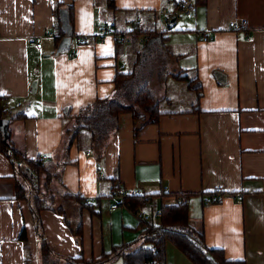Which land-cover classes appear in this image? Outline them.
<instances>
[{"label": "crops", "instance_id": "0c3cea01", "mask_svg": "<svg viewBox=\"0 0 264 264\" xmlns=\"http://www.w3.org/2000/svg\"><path fill=\"white\" fill-rule=\"evenodd\" d=\"M180 1L116 0L119 10L112 12L105 0H0V95L13 112L24 113L8 125L10 139L30 160L46 155L39 178H55L47 181L46 190L80 194L94 205L82 212L80 245L86 260L114 245L140 241L138 217L123 204L110 209L115 193L139 190L191 193L190 222L204 231L209 248L222 250L229 260L264 264V0H207L165 28L151 24L158 31L170 26L165 45L180 71L200 81L202 95L188 80L169 76L159 93L165 112L159 121L136 131L132 115L122 113L101 160L90 136L92 149L80 148V134L71 143L65 138L84 107L115 93V77L125 70L121 55L137 44L124 40L135 11L146 13L142 25L163 7L175 13ZM54 3L74 6V36L66 51H58L54 38ZM241 19L246 30L229 27ZM98 25H109L111 32L101 38ZM31 35L41 48L28 42ZM80 36L88 40L78 42ZM217 72L226 82L218 80ZM36 80L40 94L33 97ZM50 159L54 162L46 166ZM14 168L0 151V264H26V259L42 264L30 207L16 198ZM215 190L221 191L222 201L205 205L206 193ZM236 192L243 197L230 195ZM175 201L174 196L152 200L142 207L146 220L157 223L153 215L160 204ZM40 215L51 248L76 257L80 245L63 215L51 209ZM23 228L26 242L20 240ZM113 261L122 264L119 258ZM166 264L194 263L168 241Z\"/></svg>", "mask_w": 264, "mask_h": 264}, {"label": "trees", "instance_id": "16d2710c", "mask_svg": "<svg viewBox=\"0 0 264 264\" xmlns=\"http://www.w3.org/2000/svg\"><path fill=\"white\" fill-rule=\"evenodd\" d=\"M106 7L117 12L119 8L116 6V0H105ZM195 8L197 6L206 5L207 0H193ZM55 22V40L58 44V51L69 50L71 39L74 36L73 16L74 6H64L60 3H54ZM171 30L170 26L166 30L158 31L156 28H144L139 26L137 33L148 35L147 45L142 48V52L138 57L146 58L152 54L158 55L159 65L157 66V75L161 83L160 91L166 88V80L169 76L177 79L188 80V86L196 91L198 97L202 95V86L198 79L189 80L187 74L181 71L169 70L167 64L174 63L175 59L172 53L165 45L167 41V32ZM139 58V59H140ZM139 59L130 72H120L115 77V93L111 97L98 98L93 103L84 107L76 117V125L70 143L79 136L82 130H87L90 134L91 144L96 152L98 159L101 160L102 155L107 147L108 140L112 133L118 129L119 117L122 113H130L132 115L136 131L143 126L156 123L165 113L161 110L160 102L163 98H159L157 92L154 91L152 84L140 73L138 68ZM143 64V63H142ZM160 93V92H159ZM199 98L195 101V107L198 108ZM22 111H12L5 104V97L0 95V121L10 122L22 118ZM137 123L139 125H137ZM9 132V129H8ZM0 151L6 153L15 165V175L17 177L16 198L26 200L32 213L36 233L40 241V251L42 264H106L112 259L119 258L122 264H166V243L172 242L180 249L194 264H246L244 260H229L225 257L220 249L209 248L205 243L204 231L196 230L190 222L189 214V198L191 193H149V194H132L124 193V204L129 211L136 215L138 208L144 207L152 200H161L174 196L175 203L160 204L161 214L158 216L157 223L152 220L139 219L136 228L140 231V241L131 243H121L114 245L110 252H104L101 257L91 260L84 258L82 249L76 256H63L56 253L49 245L43 229L41 220V211L51 209L62 214L66 225L70 232L75 236L77 242L81 244L83 234V218L82 212L86 209H93V204L80 194L64 193L51 195L48 199H44L39 195H35L31 200L25 187V179H27L28 170L36 172L39 176L46 169L42 160L28 159L23 153L17 151L10 137L4 140V134L0 125ZM25 178V179H24ZM220 190L206 193H218ZM113 197V192L108 195ZM115 198V197H114ZM99 200V199H98ZM74 217V221L70 219ZM20 240L27 241L26 229L23 228L20 234ZM26 259V264L27 263Z\"/></svg>", "mask_w": 264, "mask_h": 264}, {"label": "rangeland", "instance_id": "374dc122", "mask_svg": "<svg viewBox=\"0 0 264 264\" xmlns=\"http://www.w3.org/2000/svg\"><path fill=\"white\" fill-rule=\"evenodd\" d=\"M172 6V5H170ZM170 10H173L172 7H168ZM146 13H144L141 18L144 16L145 17ZM186 15V14H183ZM157 25V28L162 29L165 28L166 25L163 22V16L161 14V11L159 13V15L153 19V21H147L146 19H143L142 21V27H146L149 28L152 25ZM130 28L132 30V26L130 25ZM129 30V31H131ZM136 41V39H134ZM137 43V41H136ZM142 47L143 45H139V44H135L132 47V51L131 52H126L125 54L122 53V60L121 63L123 66H125V70L124 72L127 71H132L133 67H135L139 57H136L135 55H137V53H141L142 52ZM125 52V51H124ZM143 63V64H142ZM159 65V58L158 55H154L152 54L149 57L146 58H140L139 59V65L138 68L141 70L140 73L142 74V76H144V78H146L148 81H150V83L153 86V89L155 92H157L159 94L160 92V86L161 83L159 82V76L157 75V66ZM168 69L169 70H176V71H180L179 66H176L174 63L171 64H167ZM178 69V70H177ZM37 81V80H36ZM172 82V78H169L168 83ZM40 93H38V91H36L35 93H33V97H36L37 95H39ZM165 106L162 105V109H164ZM76 118L73 119L72 125L71 127L65 132L66 136L65 138L68 140V142L70 141L73 133H74V127L76 125ZM90 136L89 132L87 130H84L80 133V144L82 145L80 148L81 149H85L84 147H87L88 149H92V147L89 145L88 142V137ZM52 162H54L53 159H50L49 161H47L45 163L46 166H49V164H51ZM36 172H33V170H28V174H27V179H25V187L28 191V195L30 197V199L32 200L34 198L35 195H39L40 197L44 198V199H48L51 195V191H47V181L50 180L51 182L55 181L54 177H48V174H46V179L44 178H39V176H36ZM148 216H152L150 214V212L148 213ZM70 219L72 221H74V217L70 216ZM153 220L154 221H158V216L157 215H153ZM79 244V243H78ZM80 245V244H79ZM80 249H82L83 252V248L80 245L79 251L77 253V255L80 253ZM116 263V261L113 262H107L106 264H113Z\"/></svg>", "mask_w": 264, "mask_h": 264}, {"label": "built area", "instance_id": "2783aa9c", "mask_svg": "<svg viewBox=\"0 0 264 264\" xmlns=\"http://www.w3.org/2000/svg\"><path fill=\"white\" fill-rule=\"evenodd\" d=\"M177 11L175 13L171 12L168 7H163L161 8V14L163 16V22L166 25H169L171 22V19L181 15V14H190L195 10V4L193 2V0H181L180 3L178 4L177 7ZM135 16L134 19L131 22V26H132V30L128 33L124 35V40L126 42H132L134 39H136L137 44L139 45H144L145 43H147V41L149 40L148 35H143V34H139L137 33V30L141 24V12L140 11H135ZM229 27L232 29H247V22L243 19L239 20V21H231L229 23ZM97 29L99 31V36L101 38L105 37L106 35H108L111 32V27L109 25H98ZM207 38L211 39L212 37L207 36ZM206 38V39H207ZM88 40L87 37L85 36H80L79 38H77L78 42H86ZM28 42L30 44H34L36 45V47L41 48L42 47V43L40 41L37 40V38L34 35L29 36L28 38ZM41 160L46 159V155H43L41 158ZM130 193L132 194H140L139 190H134L131 191ZM233 198H239L241 199L243 196L240 192H236V193H232L230 194ZM115 199L117 200L116 203L112 204L110 206L111 210H115L117 208H119L122 204H124V199H125V194L123 192H117L114 194ZM223 199V196L221 195V191L218 193H212L210 195H206L205 198L203 199V203L205 205L207 204H213V203H219L221 202ZM161 214V210L158 209L156 211V215L159 216ZM136 216L138 217V219H147V216L145 214V211L142 207L138 208Z\"/></svg>", "mask_w": 264, "mask_h": 264}, {"label": "water", "instance_id": "95a60500", "mask_svg": "<svg viewBox=\"0 0 264 264\" xmlns=\"http://www.w3.org/2000/svg\"><path fill=\"white\" fill-rule=\"evenodd\" d=\"M63 51H66V48L63 49ZM217 77H218V80L221 82V83H224L226 82V77L220 73V72H217ZM37 90V81H34L31 85V91L33 93H35ZM0 125H1V129L3 131V134H4V140L6 141L8 137H10V133L8 132V123L7 121H0Z\"/></svg>", "mask_w": 264, "mask_h": 264}]
</instances>
